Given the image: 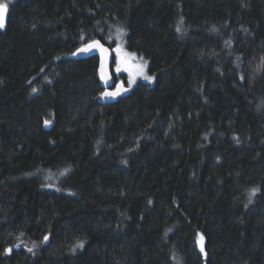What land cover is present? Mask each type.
I'll return each instance as SVG.
<instances>
[{
	"label": "trees",
	"instance_id": "1",
	"mask_svg": "<svg viewBox=\"0 0 264 264\" xmlns=\"http://www.w3.org/2000/svg\"><path fill=\"white\" fill-rule=\"evenodd\" d=\"M0 4V264H264V0ZM96 39L154 83L100 103Z\"/></svg>",
	"mask_w": 264,
	"mask_h": 264
},
{
	"label": "water",
	"instance_id": "2",
	"mask_svg": "<svg viewBox=\"0 0 264 264\" xmlns=\"http://www.w3.org/2000/svg\"><path fill=\"white\" fill-rule=\"evenodd\" d=\"M7 22V13H6V19H5V24ZM94 41H99L100 45L103 46V49H107V52H102L101 48H94L88 52H78V49H82L85 46L91 44ZM75 53V55H74ZM96 56L97 57V72H98V79L100 83V87L102 88V92H116L118 91L117 86H121L123 89H126V91H120L119 95H116L114 97H102L101 93L99 94L98 101L100 103H112L114 102L119 96L127 93L129 91V87L125 83L124 80L117 81L114 73H113V58L114 54L112 52V49L110 46L107 44L103 43L101 40L96 39L92 40L90 42L85 43L84 45L80 46L77 48L71 55L73 59H85L88 57ZM103 58L104 60V66H105V73L107 76V81L101 79L100 75V67H101V59Z\"/></svg>",
	"mask_w": 264,
	"mask_h": 264
},
{
	"label": "rangeland",
	"instance_id": "3",
	"mask_svg": "<svg viewBox=\"0 0 264 264\" xmlns=\"http://www.w3.org/2000/svg\"><path fill=\"white\" fill-rule=\"evenodd\" d=\"M112 52L114 54L113 73L117 79L124 80L130 90L134 89L138 84L141 83L147 85H152L154 83V77L151 75L148 62L142 56H138L137 54L129 51L124 41L118 40L112 46ZM118 60L120 61L119 71H117ZM140 66H143V71L146 75L152 77L151 81L145 80L141 75H137ZM130 78L134 80L131 85L128 83ZM198 247L201 251L200 244H198Z\"/></svg>",
	"mask_w": 264,
	"mask_h": 264
},
{
	"label": "snow or ice",
	"instance_id": "4",
	"mask_svg": "<svg viewBox=\"0 0 264 264\" xmlns=\"http://www.w3.org/2000/svg\"><path fill=\"white\" fill-rule=\"evenodd\" d=\"M6 13H7V5L6 4H0V28L4 27V25H5ZM97 47L101 48L102 52H107V49H103V46L100 45L99 41H94L91 44L85 46L84 48L78 49L77 51L78 52H88V51H90V50H92L94 48H97ZM74 55H75V53H74ZM119 70H120V61L118 60V62H117V71H119ZM100 75H101V79L102 80L107 81V76H106V73H105V66H104L103 58L101 59ZM137 75L143 76V78L145 80H148V81L152 80V77H150V76H148V75H146L144 73L143 66L139 67ZM133 82H134V80L132 78H130L129 81H128L129 85H131ZM117 88H118V91H116V92H107L106 91L104 93H101V96L102 97H114L116 95H119L120 91H126V89H123L121 86H117ZM34 91H35V89H34ZM48 123H49L48 121H45L46 125ZM255 191L256 190H253V192H255ZM44 239L47 240L48 237H45ZM202 241H203V237L200 236L198 241H197V243L200 244L201 251L203 252L204 249H203ZM6 251H11V249H6ZM29 251H31V249H29Z\"/></svg>",
	"mask_w": 264,
	"mask_h": 264
},
{
	"label": "flooded vegetation",
	"instance_id": "5",
	"mask_svg": "<svg viewBox=\"0 0 264 264\" xmlns=\"http://www.w3.org/2000/svg\"><path fill=\"white\" fill-rule=\"evenodd\" d=\"M117 79V78H116ZM117 81H120L119 79H117ZM126 83V82H125Z\"/></svg>",
	"mask_w": 264,
	"mask_h": 264
}]
</instances>
